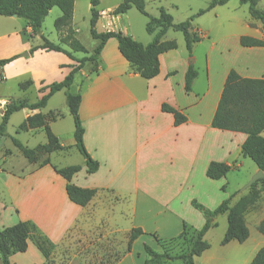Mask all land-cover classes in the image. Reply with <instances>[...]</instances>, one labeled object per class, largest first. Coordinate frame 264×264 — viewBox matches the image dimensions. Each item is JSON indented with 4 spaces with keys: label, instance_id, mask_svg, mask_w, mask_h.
<instances>
[{
    "label": "crops",
    "instance_id": "1",
    "mask_svg": "<svg viewBox=\"0 0 264 264\" xmlns=\"http://www.w3.org/2000/svg\"><path fill=\"white\" fill-rule=\"evenodd\" d=\"M121 1L98 0L96 32L116 31L118 28L117 30L124 35L144 46L147 45L153 36L148 35V38L140 39L135 37L128 23L130 10L122 15L112 14ZM151 1L159 4L158 15L159 9L163 8L172 16L173 23H178L172 14L173 9L178 10L176 4L171 3L169 9L161 6V0ZM233 1L228 0L226 4L209 9L194 19L195 29L192 30L198 32L200 41L193 44L190 54L185 48L182 50L183 44L177 39L166 36L171 30L169 29L162 37V41L174 40L177 48L159 55V73L150 80H144L133 72L129 63L119 53L115 39L107 40L97 58L96 70H92L93 63H85L74 75L70 87L71 93L81 94L78 114L84 129L83 143L89 156L98 163L97 171L92 174L86 173V166L80 167V171L71 178L70 183L80 188L96 190L95 196L87 206H76L67 198L65 191L67 182L55 172L50 163L42 167L39 164L22 163L18 173L8 171L6 174L19 197L12 200L14 207L11 210L16 213L17 218L10 219L8 225H1L0 218V230L20 222H31L52 242L65 239L71 230L75 229L77 234H80V231L88 232L104 226L109 231L107 233L113 234L121 226L116 222L121 212L114 208V204L128 202L132 196L133 208L131 211L128 210L126 215H130L134 220L138 213V204L139 212L143 213L145 221H132L127 227L122 225L123 228L128 233L133 228H140L144 235L153 239L155 236L158 239L169 240L180 235L183 223L194 229L195 227L200 229L204 224V217L191 205L195 196L191 195L183 200L179 196L153 195L140 188L136 175L134 189L131 191L126 188V172L130 169L134 172L145 169L154 186L167 184L163 172H171L177 186L181 187L182 180L178 182L177 176L184 175L187 182L189 177L195 174L196 169L204 179L210 180L205 175L207 167L211 162H219L228 165L230 171H238L239 186L246 184L259 170L256 166L251 168L247 162L248 158L241 156V145L246 135L211 127L226 77L231 70L236 71L242 78L264 79V47H243L240 44L241 37L264 42V29L259 21L251 18L249 14L246 15L242 10L241 5L245 4H240L239 1V4H234ZM208 5L201 10H205ZM91 8L89 0H74L70 27L79 42L80 25L82 23L88 25L90 29ZM256 8L264 12V0H259ZM52 11L53 8L48 15ZM197 11L199 9L195 11L189 9L188 16H194ZM240 11L243 13L239 14ZM60 15L61 13H58L56 19ZM207 16L208 25L205 26L201 19ZM19 19L0 16V60L15 57L3 67L0 82L22 79L24 81L21 80L23 83L20 84V88L25 90L24 93L32 88L37 94L38 101L48 92L47 86L65 78L71 68L77 65L76 60L92 54L86 49L87 54L78 57L77 53L70 51L66 46L63 48L70 52L72 59L60 52H46L40 49L30 54L29 50L41 43L40 35L31 36V29L26 21L23 25ZM57 33L58 43L54 44H59L64 31ZM94 41L96 47L98 42ZM86 64H90L89 68H86ZM190 66L196 71L197 76L193 80L191 90L187 92L185 73ZM60 92L62 91L56 92L40 111L27 110L24 120L38 112L42 115L59 113L56 109H49L46 112L45 108ZM8 102L6 99H0V103ZM163 104L182 114L186 121L175 126L172 114L161 110ZM58 118L49 122L48 126L59 144L65 147L60 133L53 128ZM41 131L44 129H33L27 133L36 134ZM73 132L69 131V135L73 136ZM262 136L264 137V131ZM72 141L74 145V139ZM45 174L47 177L43 179L42 176ZM80 174L82 181L77 182ZM224 178L219 181H223ZM260 187L259 183L256 188ZM240 194L241 191L238 198ZM230 197H232L230 193L224 192L212 204L207 203L209 200L199 202L212 210ZM238 198L233 197L232 201L235 202ZM183 203L187 208L185 212ZM187 213L197 214L199 222L193 224L188 221ZM263 220L264 189H261L259 200L244 215L249 231L248 239L243 243L231 241L224 246H218L219 248L209 244L207 238L212 230L223 227V234L226 232L227 214H221L213 220L212 227L203 237L209 248L194 258V264H250L256 253L264 248V236L257 230ZM126 248L127 243L123 253L114 257L117 260L113 264H124L127 261L130 264L134 263L131 248L130 251ZM17 257L22 259L21 264L30 258L34 260L33 264L45 263L42 253L29 240L27 250L12 255L10 262L19 264V261H14Z\"/></svg>",
    "mask_w": 264,
    "mask_h": 264
},
{
    "label": "trees",
    "instance_id": "2",
    "mask_svg": "<svg viewBox=\"0 0 264 264\" xmlns=\"http://www.w3.org/2000/svg\"><path fill=\"white\" fill-rule=\"evenodd\" d=\"M89 1L92 5L89 33L93 39L98 41V45L93 50L92 55L76 60L77 65L71 68L65 78L60 82L47 86L48 92L37 102L30 104L27 101H9L5 105V110L0 120V138L6 135V126L13 113L23 109L40 111L56 92L64 90L65 103L74 123V147L84 159L86 173L92 174L97 171L98 163L89 156L84 147V129L78 114L81 94L79 92H70L74 75L87 62L93 63L92 70L95 71L97 58L105 43L109 39H115L119 53L129 63L133 72L137 73L144 80H150L159 73V55L177 48V43L174 40L162 41V37L166 32L171 29L182 33L186 50L190 54L193 44L200 41L198 32L192 30V21L195 16L202 15L205 11L216 6L224 5L228 0H210L205 10H199L196 15L176 24L173 23L172 16L163 8L159 9L157 17H152L145 11V0H122L113 10L112 14L115 16L122 15L131 8H135L139 13L144 15L147 18L145 30L148 34L153 35V40L145 46L120 31L97 33L95 24L99 16L96 11L98 0ZM238 1L240 4L248 6L250 17L259 21L264 29V12L256 8L258 0ZM73 6L74 0H0V16H15L23 19L31 29V36L40 35L41 43L32 47L29 50L30 54L40 49L46 52H60L72 59L70 52L65 50L63 46L68 47L72 52L87 54L86 48L74 37V32L70 27ZM54 7L58 8L61 13L60 17L54 22V28L58 32L64 31L59 44L48 41L40 34L44 19ZM240 44L243 47H264L263 41L249 37H241ZM14 59L15 57L0 60V80L3 67ZM196 76V71L190 66L185 73V90L187 92L191 90V85ZM27 85L29 86L30 83L28 82ZM161 110L172 114L175 126L186 121V118L182 114L165 104L161 106ZM60 116L59 113L42 115L38 112L27 117L18 126V132L43 128L47 139L45 144L30 149L13 138L12 142L23 158L34 163L38 159L39 154L48 156L51 153L65 149V147L59 144L58 139L48 126L49 122L54 121ZM211 127L217 130L245 134L246 139L241 145V156L250 159L257 169L264 173V137L262 136L264 131V79L242 78L236 71L231 70L226 77L217 108L211 121ZM49 163V159L46 158L39 166L42 167ZM54 170L67 182L65 191L68 200L79 207L87 206L95 196L96 190L80 188L70 183L71 178L80 171V166L73 165L60 169L55 168ZM229 171L230 167L228 165L211 162L207 167L205 175L208 179L217 181L225 177ZM259 183L261 187L257 189L256 187ZM221 189L223 190L224 188L222 187ZM261 189H264V178L252 184L248 191L235 202L232 201L233 197L227 198L212 210L192 200V207L198 210L205 218L202 228L195 230L188 224L183 223L180 235L175 238L162 240L153 236L159 247V251H154L149 246L144 245V252L147 256L144 264H194V258L199 257L209 248V244L203 237L212 227L213 220L225 213L227 214V229L222 238L221 245L224 246L231 241L238 243L245 242L249 237V231L244 221V215L259 200ZM257 230L264 236V220L258 225ZM30 231L31 227L27 222H20L0 230L1 264H11L10 257L12 255L24 253L27 250V240ZM141 235H144L142 229H131L128 236L127 251H130L131 244ZM36 246L46 259L45 254L42 252L41 243H37ZM250 264H264V248H261L256 253Z\"/></svg>",
    "mask_w": 264,
    "mask_h": 264
},
{
    "label": "rangeland",
    "instance_id": "3",
    "mask_svg": "<svg viewBox=\"0 0 264 264\" xmlns=\"http://www.w3.org/2000/svg\"><path fill=\"white\" fill-rule=\"evenodd\" d=\"M259 1V0H258ZM210 0H161V6L165 8H170V4H176L178 10L173 9L172 14L178 23L184 22L190 17L189 9L192 10H201L203 7H206L209 4ZM234 4H239L238 0H234ZM113 4V3H112ZM111 5V4H110ZM242 10L246 12L248 15V9L246 5H241ZM159 4L157 2H152L151 0H146L145 10L147 14L154 15L152 17H156L158 15L157 8ZM52 10V9H51ZM50 10V11H51ZM49 11V12H50ZM129 11V10H128ZM198 12V11H197ZM196 12V13H197ZM60 13L59 9L54 7L51 14H49L45 19L41 26L40 33L46 38L48 41L52 43H58L57 36L58 33L54 28V21L56 19V15ZM195 13V15H196ZM243 13L240 11L239 14ZM189 17V18H188ZM197 16H195L196 18ZM194 18V19H195ZM208 16L203 17L201 22L203 25H208ZM20 22L24 25L25 21L23 19H19ZM128 23L132 29L133 34L137 39L140 38H148V34L145 30V25L147 23V18L139 13L135 8H131L128 14ZM20 23V24H21ZM192 28L195 29V20L192 21ZM81 34L79 35L80 43L90 51L92 54V49L95 48V39L90 36L89 26L84 25L83 23L80 25ZM118 28H116V31ZM213 34H216L213 32ZM153 36V35H151ZM168 38L177 39L178 42L182 45V50L186 49L185 40L180 32H176L173 30H169L166 35ZM153 40V39H152ZM97 41V40H96ZM98 42V41H97ZM114 42H116L114 40ZM149 44V43H148ZM187 51V50H186ZM199 52V51H197ZM78 57H82L85 55L84 53L76 52ZM188 53V51H187ZM201 58V57H200ZM90 64H86V68H89ZM22 80V79H21ZM18 81H10V82H0V99H6L8 101H18L20 99H26L28 103L37 102V94L33 91L32 88L26 90V93L20 88V84L23 83L24 80ZM56 94L48 103L45 111H49V109H56L61 116L58 118L56 123L53 125V128L56 132H59L61 135V141L65 145V149L61 152H54L49 157L45 154H39L36 162L31 163L27 161L18 149L14 146L12 139L15 138L20 141L27 148H35L38 145L45 144L47 139L44 131L38 132L36 134L27 133V131H17L18 126L23 122L26 109L20 110L18 112L13 113L7 123L6 126V135L0 138V218L1 225H8L10 219H16V213L12 212L13 209V199H18L19 197L16 192L13 190L12 182L8 179L6 174L8 171H13L14 173H18L20 168L25 163L30 165L32 164H40L44 159L49 158L50 165L55 169L65 168L68 166L77 165L80 167L85 166V162L83 157L77 151V149L72 145L73 136L69 135L73 132L74 123L71 115L68 113V109L65 103V92ZM7 103H0V120L2 118V114L4 112V107ZM132 147V143L131 146ZM248 164H250L251 168H254V163L247 159ZM246 166H244L245 168ZM165 174V178L168 183L165 185H156L149 180L150 176L145 169L134 172L130 169L126 172V188L128 187L131 191L134 189V180L136 175V180L139 182V186L141 189L150 192L151 194H156L158 196L166 197L168 196H179L183 200H186L191 195L195 196V201L201 204L199 201H208L207 203H214L218 200L219 197L222 196L224 192H228L232 195V197L238 198V193L241 191V194H245L248 189L242 191V188L247 184L239 186L238 182V171L231 170L229 171L224 180L222 181H211L204 179L203 176L195 169V174H192L189 177V180L186 182V178L184 175L182 177L177 176L178 182L180 180L182 184L181 187L177 186L176 179L171 175V172H163ZM46 174L42 176L43 179H46ZM193 178V179H192ZM77 182L82 181V175H78ZM249 181V180H248ZM122 184V183H121ZM224 187L222 190L221 188ZM203 205V204H201ZM137 215L133 218L128 214V210H132L133 208V199L130 196V200L128 202H120L114 204V208L121 212V216H118V222L121 226L118 227V231L109 234L107 228L104 226L97 227L96 230H89L88 232H79L77 234V229L71 230V233L63 240L59 242H52L47 237L43 236V234L37 229V227L31 223L27 222L31 231L28 237V240L31 241L35 246L37 243H41L42 252L46 256V263L44 264H113L117 258H114L117 255H120L125 250V244L128 242L129 233L127 230L123 228L124 226H129V223L132 221L140 222L145 221V217L142 212H139V205L137 204ZM183 211H187L184 203ZM204 206V205H203ZM142 209V208H141ZM209 209V208H208ZM196 210V209H195ZM198 211V210H197ZM198 214L203 216L199 211ZM257 216V214H254ZM188 221L193 224L199 222V216L187 213L186 214ZM204 217V216H203ZM205 222V218H204ZM204 225V224H203ZM202 225V226H203ZM202 228V227H201ZM200 228V229H201ZM195 227V230H200ZM225 234V232H224ZM223 234V227L214 229L211 231L208 236V243L211 245L218 246L221 245ZM147 245L152 248L154 251H159L158 245L155 243L154 239L151 236L144 235L140 237L138 240L134 242L131 247V250L134 255V263L133 264H144V261L147 259V256L144 252L143 246ZM37 247V246H36ZM17 254V253H16ZM43 255V254H42ZM20 256V255H19ZM44 256V255H43ZM45 258V257H44ZM14 261H19L18 263H22V259L17 257ZM15 263V262H14ZM34 260L29 259L23 261V264H33ZM1 264V263H0ZM13 264V263H11ZM124 264H130L128 261Z\"/></svg>",
    "mask_w": 264,
    "mask_h": 264
},
{
    "label": "water",
    "instance_id": "4",
    "mask_svg": "<svg viewBox=\"0 0 264 264\" xmlns=\"http://www.w3.org/2000/svg\"><path fill=\"white\" fill-rule=\"evenodd\" d=\"M15 17V16H12ZM264 177L263 172L258 170L251 178L250 180L247 182V184L242 188V191L250 188L252 186V184H254L255 182H257L258 180L262 179Z\"/></svg>",
    "mask_w": 264,
    "mask_h": 264
}]
</instances>
